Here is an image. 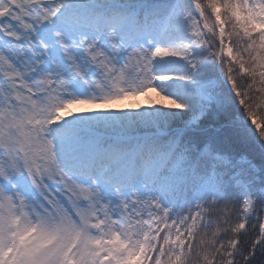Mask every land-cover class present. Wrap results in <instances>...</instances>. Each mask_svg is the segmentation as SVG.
Masks as SVG:
<instances>
[{"label": "snow or ice", "instance_id": "6c2138e0", "mask_svg": "<svg viewBox=\"0 0 264 264\" xmlns=\"http://www.w3.org/2000/svg\"><path fill=\"white\" fill-rule=\"evenodd\" d=\"M0 264H264V0H0Z\"/></svg>", "mask_w": 264, "mask_h": 264}, {"label": "rangeland", "instance_id": "374dc122", "mask_svg": "<svg viewBox=\"0 0 264 264\" xmlns=\"http://www.w3.org/2000/svg\"><path fill=\"white\" fill-rule=\"evenodd\" d=\"M141 104H146V99L144 97L139 98Z\"/></svg>", "mask_w": 264, "mask_h": 264}]
</instances>
